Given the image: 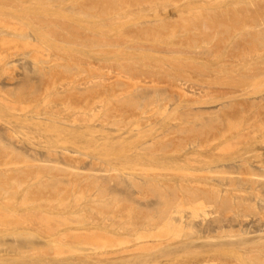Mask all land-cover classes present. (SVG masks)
Segmentation results:
<instances>
[{
    "label": "rangeland",
    "instance_id": "rangeland-1",
    "mask_svg": "<svg viewBox=\"0 0 264 264\" xmlns=\"http://www.w3.org/2000/svg\"><path fill=\"white\" fill-rule=\"evenodd\" d=\"M262 263L264 0H0V264Z\"/></svg>",
    "mask_w": 264,
    "mask_h": 264
},
{
    "label": "bare ground",
    "instance_id": "bare-ground-1",
    "mask_svg": "<svg viewBox=\"0 0 264 264\" xmlns=\"http://www.w3.org/2000/svg\"><path fill=\"white\" fill-rule=\"evenodd\" d=\"M251 248V247H250ZM261 261H263V260H261ZM262 264H264V263H262Z\"/></svg>",
    "mask_w": 264,
    "mask_h": 264
}]
</instances>
